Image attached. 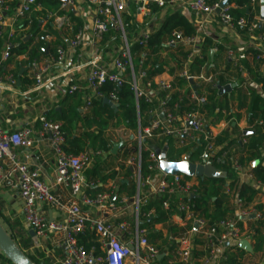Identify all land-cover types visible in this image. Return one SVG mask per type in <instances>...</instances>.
<instances>
[{
	"label": "built area",
	"instance_id": "built-area-1",
	"mask_svg": "<svg viewBox=\"0 0 264 264\" xmlns=\"http://www.w3.org/2000/svg\"><path fill=\"white\" fill-rule=\"evenodd\" d=\"M95 7V17L91 29L90 43L99 46L104 35L114 28L122 34V45L114 48L110 63H101L99 58H93L86 66L89 67L85 84L72 83L67 92L83 93V109L88 111L96 99L109 98L118 104V96L115 91L108 94L102 90L107 82H112L115 87L124 83H130L137 100L138 114L140 99L153 105L150 110V121L145 127L141 126L139 115V128L135 136L137 147L131 153L128 164L134 166L133 179L137 185V194L130 198L126 195L117 196L116 188L112 184L108 191L91 195L87 193L89 188H94L97 183L85 176V170L93 159L90 151H82L73 154L66 150V137L61 129V123L46 118H40L42 123V135L49 136L52 148L56 154L57 167L55 171V184L65 187L68 195L57 192L53 185L42 178L39 166L33 165L27 159L12 151V147H31L33 144V129L24 127L14 132L4 131L0 127V183L17 177V187L22 200V214L24 224L28 231H34L38 239H44L49 235L55 238V244L64 252L61 264H194L193 236L199 233L203 243L197 245V250L203 253L201 264H223L226 259L225 251L228 245H239L242 239L252 240L244 231L240 222L252 218H261L256 199L246 204L236 195L235 188L229 184L224 187L226 195H232L236 206L235 215L226 217L220 222L209 225L207 220L199 217L195 212V204L191 198L199 194L201 183L199 177L186 178L184 174L169 175L160 167L159 155L153 146L144 147L146 139L156 137H175L180 139L179 144L184 146L190 142H199L204 137L205 144L202 153L196 163L202 165H215L223 155H218L220 146L215 144L217 137L210 131L208 119L205 113L197 109L178 115L168 106L167 100L173 91V81L157 83L156 79H148L146 69L135 72L133 53L127 38L126 27L129 26L131 16L142 25L134 43L139 42L144 46L150 39L162 30L169 13L189 10L194 14L193 26L196 34L186 35L180 28H174L166 39V46L188 47L189 59L194 55H201L200 44L202 36L206 35V28L210 24H217L224 32L238 36V30H245L250 35L248 46L239 48L244 55L249 48L257 51L256 59L261 61V69L264 71V17H261V1L249 0L250 15L235 17L232 14L239 5L235 1L228 0H86ZM6 3L0 6V37L7 26L12 27L9 33L13 37L16 31H21L22 21H32V16L40 10L38 0H21L14 15L10 17L8 24L6 11L9 6ZM67 4L62 3V8ZM248 11V10H247ZM262 31L256 34V30ZM240 35V34H239ZM48 35H46V38ZM83 32L80 31L71 42V49L85 46ZM216 52L217 48H212ZM10 56L7 51L2 60ZM69 51L59 46L55 54L34 59L28 65L35 84L38 88L45 87L48 82L55 79L54 69L61 66L68 58ZM143 61L148 59L147 50L141 53ZM228 58L236 59V52L228 50ZM187 79L213 82L212 76H206L202 72L199 76H190L185 70L181 73ZM13 84L16 83L13 75L9 76ZM233 84V83H229ZM236 85V84H234ZM254 89L264 93L261 84L251 82ZM252 88V87H251ZM219 89V86H218ZM165 92L164 96L160 93ZM190 98L197 105L207 102L206 96L199 95L193 89ZM261 123H263L261 121ZM148 152V173L142 172V151ZM234 167L238 171L239 179L243 183L253 186L256 190L264 192V184L258 180L251 171V167L234 161ZM258 193V194H259ZM166 197L163 205L168 208L173 195L177 196V208L184 213V219L198 225L197 229H191L178 239L175 247H166L164 250L153 244L147 237V229L140 227V203L146 201L147 196ZM132 200V213H129V201ZM50 208L58 216L50 220L47 209ZM152 212V211H151ZM149 212V214L151 213ZM132 217V220L128 219ZM93 234L90 240L91 246L87 248L81 243V236L87 233ZM227 243H229L227 245ZM240 246V245H239ZM163 258L160 259V256Z\"/></svg>",
	"mask_w": 264,
	"mask_h": 264
},
{
	"label": "trees",
	"instance_id": "trees-1",
	"mask_svg": "<svg viewBox=\"0 0 264 264\" xmlns=\"http://www.w3.org/2000/svg\"><path fill=\"white\" fill-rule=\"evenodd\" d=\"M235 1L239 7L232 11L235 17L250 15L251 10L249 0H230ZM40 4L46 6L58 14H63L60 10L61 0H38ZM10 3L12 11L8 14L14 15L19 6L18 0H0V6ZM248 10V11H247ZM73 14V11L70 12ZM131 22L126 27L127 38L129 42L133 43L131 51L133 53V62L135 64V72L139 73L142 69H146L148 79H154L156 76L166 71L167 59L163 57V51L173 50V57L175 66L169 69L171 74L175 73L174 87L171 91V97L167 100V104L175 114L183 115L185 112L192 109H197L205 113L208 119V126L215 125L222 121L226 115H233L232 103L237 101V107L247 110V119L249 129L253 132L251 134L243 135L238 129L237 125L233 127V132L229 130L222 131L215 138V144L220 146L218 155H223L214 164L218 168L226 171V178H204L200 179L201 188L198 197H192L191 201L195 204V212L199 217L207 220L209 225L216 224L226 217L235 215L236 208L228 207L225 204L224 186L226 182L231 187L235 188V193L241 197L246 204L252 203L258 196L259 191L253 186L243 183L239 179L238 171L234 167V161L238 160L241 164L251 167V171L256 178L264 184V93L260 90L249 87L244 84L247 81L261 84L264 87V71L261 69V61H257V51L249 48L244 55L237 53L235 47L230 46L229 43L215 42L212 38L203 35L200 44L201 55H194L188 63L190 51L186 50L184 46L168 47L166 46V39L169 33L174 28L182 29L186 35L196 34V29L189 17L182 11L169 13L167 20L164 23L162 30H160L155 37L150 39L149 44L144 46L139 42L134 43L142 25L135 21L134 18L128 16ZM39 19L33 15L32 21L29 25L28 20L22 21L23 29L19 33H15L13 37L7 39L6 36L0 37V61L1 50L8 45L11 55L26 54V59L21 61L22 64H28L34 59H41L47 56L46 49L49 47V53L55 54L56 47L61 41L55 40L49 42L46 39L47 34H54L58 36L56 31L50 24L46 26L47 30L40 27ZM78 28L74 30L76 33ZM262 31L261 28L256 30V34ZM238 33L249 39L250 35L245 30H238ZM122 45V34L120 31L111 28L105 35L101 43L103 52L112 51ZM229 46V47H228ZM217 48V52L211 54V48ZM234 49L236 52V59L227 60L224 57L225 51ZM147 50L148 59L143 61L141 53ZM247 69L250 77L247 79L242 76L241 70ZM187 71L190 76H199L205 71L206 76H212L213 82H206L200 79L201 83L197 86L196 91L199 95L206 96L207 102L202 105H197L191 100L190 95L193 91L194 84L190 82L185 76L181 75L183 71ZM23 82L31 83V80L24 79ZM229 83H236V86L230 93L220 94L218 86H224ZM177 87L186 90L175 91ZM102 90L107 94L115 91L118 96V109L115 110L110 105L104 103L103 99H96L93 101L92 107L86 112L81 111L83 105V93L75 92L66 95L60 99V110L54 109L46 118L61 123V129L66 137V150L73 154H79L82 151H90L92 153V163L86 168L85 173L92 182L107 183L108 180L113 179L117 181L119 192H123L126 196L132 198L136 195V183L131 179L132 171L130 167L126 168L127 181L119 178L120 171L115 170L117 160L119 158L120 149L113 154L112 144L106 137V131L111 128L124 126L126 129L137 133L139 128V115L141 119V126L145 127L150 121V110L153 105L140 99L139 114L137 107V100L130 83H124L120 87H115L112 82H107ZM166 93L161 92L164 96ZM236 118L240 114H235ZM261 121L263 123H261ZM132 147L127 149L125 156L130 151H134L137 147V141L131 140ZM180 139L175 137H164L158 139L152 137L146 139L144 147L158 146L160 148L167 147V158L169 161H182L185 156H189L190 160L196 163L200 154L203 151L205 140L201 136L199 142H190L187 145H180ZM148 152L144 149L142 151V172L148 173ZM258 161L254 165V162ZM120 168H124L120 165ZM189 178V176H185ZM88 191L92 195L103 192L102 186L89 188ZM167 200L166 197L147 196L146 201L140 203V227L147 229V237L153 243L158 245L161 249L166 247H175L177 240L182 238L186 232L184 228L180 227L173 221V216L179 214L184 217V213L177 208V196L173 195L170 199V205L165 208L163 203ZM258 211L261 213V218H255L250 221L249 229L246 230L247 235L252 237L253 251H264V206L262 204L256 205ZM0 205V223L7 231V233L14 239L17 246L33 261L35 264H51L45 253L34 249L35 253L30 251L31 248L36 247V239L27 232L22 222L19 219L12 220L2 213ZM152 211V212H151ZM149 212H151L149 214ZM242 222L240 226L242 228ZM162 224L167 231L166 234L162 230H157L156 225ZM191 228V227H190ZM243 229V228H242ZM245 231V230H244ZM94 237L89 232L81 236V243L90 248V240ZM203 243V239L199 233L193 236L194 244V264H201V257L203 253L197 250V245ZM248 252L239 245H228L226 247V259L223 264H247L245 256ZM164 264L165 258L161 260ZM14 264L0 251V264Z\"/></svg>",
	"mask_w": 264,
	"mask_h": 264
},
{
	"label": "crops",
	"instance_id": "crops-1",
	"mask_svg": "<svg viewBox=\"0 0 264 264\" xmlns=\"http://www.w3.org/2000/svg\"><path fill=\"white\" fill-rule=\"evenodd\" d=\"M19 4L21 0H18ZM62 3H66V8H62V3L60 6V10L64 11L63 14H58L56 11L43 6L40 4V10L36 12L34 15L39 19L40 27L43 30H47L46 26L48 24L51 25L56 31H58V36L54 34H47L46 38L49 42H54L55 40L61 41L59 45H57L56 50L59 46H63L68 49L69 56L67 60L59 67L54 69L55 79L48 82V84L43 88H38L35 84V80L32 77L30 69L28 68V64H22L21 61L26 59V54L22 55H11L6 59L2 60L5 53L9 51L8 45H6L1 50V61H0V127L4 131L14 132L16 130H20L24 127H31L33 129V144L31 147H12V151L17 153L21 159H27L33 165L39 166L42 171V178L47 183L53 185L54 189L63 194L64 196L68 195V190L65 187L59 186L55 184V171L57 167V158L56 154L52 148L50 137L42 135V123L40 118L43 116H48L54 109L60 110L61 106L59 101L63 98L68 90V87L72 83H80L85 84L86 76L89 71V67L86 66L87 63L91 61L93 58H99L101 63L109 64L110 56L113 52L106 51L103 52V48L101 47V43L99 46H94L90 43V35L93 20L95 17V7L89 4L86 0H61ZM9 6L8 11H6V16L8 18V24L11 23L10 17L12 15L8 14L12 11V7L10 3L7 4ZM73 11V14L70 12ZM191 21L194 20V14L189 10H183ZM15 13V12H14ZM78 28V31L75 33L74 30ZM12 31V27L10 25L7 26L6 32L3 36H6L7 39L11 38L9 33ZM82 31L85 38V46L79 48L74 52L71 49V42L74 40L76 35ZM19 33V31H16ZM208 36L212 38L215 42H225L229 43L230 46H234L237 53L242 55V52L239 51V48L243 46H248L250 42L249 39H245L241 34L238 36L224 32L217 24L213 23L208 25L206 28ZM15 34V33H14ZM229 47V46H228ZM188 50V47H185ZM212 49V48H211ZM210 49V50H211ZM229 50V49H228ZM228 50L225 51L224 57L227 60L228 58ZM234 50V49H233ZM10 52V51H9ZM49 47L46 49L47 56L52 55L49 53ZM173 50L163 51L162 55L167 60L166 71L162 74L155 77L157 83L161 82H169L174 81L175 73L171 74L169 69L175 66V60L173 57ZM217 52V51H216ZM215 52L211 51V54ZM212 54V55H213ZM21 69H24L22 73H20ZM205 73V71H203ZM241 74L245 78H249L250 74L247 69H242ZM13 75L16 80V83L13 84L9 79V76ZM20 77V82L18 80ZM28 79L31 80V83H24L23 80ZM201 80H194V86H197L201 83ZM236 84V83H233ZM245 85L254 88L251 86V81H247ZM194 89V87H193ZM175 91H184L186 90V86L183 88L177 87L174 89ZM196 90V89H194ZM238 102L235 101L232 103L233 107V115H226V117L220 121L219 123L212 125L210 127V131L214 135H219L222 131L229 130L233 132V127L237 125L238 129L242 132L243 135L245 131H252L249 129L248 119H247V110L240 109L237 107ZM83 106V105H82ZM81 111L86 113L82 107ZM240 114V117L237 119L235 114ZM119 128H123L125 131L130 132L131 136L128 140H124L120 143V154L116 163L115 170L120 171L119 178L123 179V181H127V173L126 168L130 167L132 171V175L128 176L133 179L134 166L128 164V159L132 155L131 153L134 151H130V153L125 156V152L127 149L132 147L131 140L135 139L136 133L131 130L126 129L124 126H120L117 128H111L117 130ZM108 131V130H107ZM106 131V132H107ZM253 132V131H252ZM251 132V133H252ZM250 133V134H251ZM107 137V136H106ZM108 139V138H107ZM109 140V139H108ZM110 141V140H109ZM111 143V142H110ZM114 146V143H111ZM113 149V148H112ZM117 153V152H116ZM115 154V153H113ZM263 156H264V146H263ZM120 165H123L124 168H120ZM85 173V172H84ZM85 176L88 180L89 177L85 173ZM134 180V179H133ZM97 186H102L104 191H108L110 185H114L116 188V195H126L123 192H119V187L116 180L110 179L107 183L103 184L99 181L95 182ZM136 183V182H135ZM228 185L226 182L225 186ZM224 186V187H225ZM96 187V186H95ZM234 188V187H232ZM103 191V192H104ZM87 193L90 192L87 190ZM136 194H137V185H136ZM92 195V194H91ZM225 204L228 207L236 208L234 197L232 195H226L224 197ZM257 204H262L264 206V192H260L256 198ZM0 205L2 207V213L11 218L12 220L19 219L24 228L26 226L24 224V218L22 214V200L19 195V189L17 187V177L13 176L9 180H6L0 183ZM133 208L129 205V213H132ZM47 213L49 218H56L58 214L52 211L50 208L47 209ZM130 220L132 217L129 216ZM173 221L179 225L180 227L186 229L185 231H189L191 229H195V223L189 220L184 219V217L176 214L173 216ZM255 218H250L243 221L242 228L243 230L249 229L250 221ZM191 227V228H190ZM157 230H162L166 234V230L164 229L162 224H158L155 226ZM143 229V228H142ZM146 229V228H145ZM27 230V229H26ZM28 233L30 231L27 230ZM31 235V234H30ZM32 236V235H31ZM37 245L34 248H31L30 251L35 253L34 249H38L45 253L46 257L50 261L51 264H61V261L64 257V252L62 249L58 248L55 244V238L53 235H49L44 239H38L36 236H33ZM252 245V240H249ZM245 256V260L247 264H264V251L251 252Z\"/></svg>",
	"mask_w": 264,
	"mask_h": 264
},
{
	"label": "water",
	"instance_id": "water-1",
	"mask_svg": "<svg viewBox=\"0 0 264 264\" xmlns=\"http://www.w3.org/2000/svg\"><path fill=\"white\" fill-rule=\"evenodd\" d=\"M228 0L224 1L222 6L226 5ZM261 17H264V0L261 1ZM213 54V53H212ZM24 69H21L20 73L23 72ZM20 82V77H18ZM191 83H194L193 79H190ZM236 85L227 84L224 86H219V93H230ZM196 89V86H194ZM104 103L110 105L115 110L118 109V104L113 103L109 98H105ZM252 131H245V134H250ZM120 144L117 143L113 146L112 152L116 153ZM156 153L159 155L160 159V167L161 169L169 175H178L184 174L189 177H199L201 179L204 178H226L227 173L225 170L218 168L215 165H202L198 163H194L190 160L189 156H185L182 161L174 162L169 161L167 158V147L160 148L158 146L153 147ZM258 163V161L254 162V165ZM199 195L195 194L192 197H198ZM255 215L252 216L254 218ZM50 220H52L50 218ZM198 228V225H195V229ZM32 236H35L34 231H30ZM229 243H227L228 245ZM240 247L246 251L251 252L253 250L251 243L247 239H242L239 243ZM0 251L14 264H35L30 258L17 246L14 239L7 233L4 227L0 223ZM163 258V255L160 256V259Z\"/></svg>",
	"mask_w": 264,
	"mask_h": 264
},
{
	"label": "rangeland",
	"instance_id": "rangeland-1",
	"mask_svg": "<svg viewBox=\"0 0 264 264\" xmlns=\"http://www.w3.org/2000/svg\"><path fill=\"white\" fill-rule=\"evenodd\" d=\"M167 60L169 61V58L166 57ZM106 136L107 138L110 140L111 143H114V144H117V143H121L123 142L124 140H128L129 137L131 136L130 132L128 131H125L123 128H119L117 130H114V129H109L107 132H106ZM136 136V135H135ZM134 136V137H135ZM133 145V144H132ZM135 153V152H133ZM129 205L131 206V203H132V200L130 199L129 201ZM132 208V207H131ZM12 264V263H10Z\"/></svg>",
	"mask_w": 264,
	"mask_h": 264
}]
</instances>
